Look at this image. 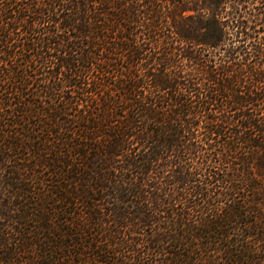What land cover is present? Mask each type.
I'll list each match as a JSON object with an SVG mask.
<instances>
[{"label": "trees", "instance_id": "16d2710c", "mask_svg": "<svg viewBox=\"0 0 264 264\" xmlns=\"http://www.w3.org/2000/svg\"><path fill=\"white\" fill-rule=\"evenodd\" d=\"M259 9L0 0V264H264Z\"/></svg>", "mask_w": 264, "mask_h": 264}, {"label": "rangeland", "instance_id": "374dc122", "mask_svg": "<svg viewBox=\"0 0 264 264\" xmlns=\"http://www.w3.org/2000/svg\"><path fill=\"white\" fill-rule=\"evenodd\" d=\"M253 2H254V5H256V6H258V8H260L259 10H261V13H259V15L260 16H262L263 15V17H264V0H253ZM230 5L231 4H229V2L226 4V5H224V9H223V11L220 13L222 16H224L223 14H226L225 12H228L229 11V9H230ZM254 12V11H253ZM256 12V11H255ZM249 17V16H248ZM227 17H225V19H226ZM264 27V26H263ZM259 34H261V33H259ZM223 48H224V51H225V49L226 48H228V46H229V44H230V42H229V40H224V42H223ZM234 45H238V43L237 42H234ZM245 47V46H244ZM247 47H249V46H247ZM246 48V47H245ZM246 51H247V49H246ZM222 52H223V50H222ZM245 54H243V53H241L240 54V57L242 58V57H245L244 56ZM248 56V55H247ZM254 55L253 54H251L249 57H253ZM261 58V57H260ZM250 59V58H249ZM248 61L249 60H245L243 63H244V65L246 64V63H248ZM241 66L242 68H243V71H245V72H248L247 70H248V68L246 67V66ZM248 65V64H247ZM248 67H250V66H248ZM253 68H254V70H262L263 72H264V62H262V61H260V60H258L257 61V59H256V61H255V64H254V66H253Z\"/></svg>", "mask_w": 264, "mask_h": 264}]
</instances>
